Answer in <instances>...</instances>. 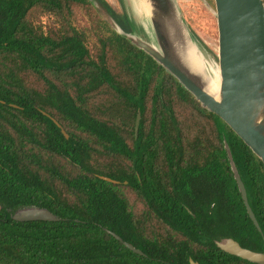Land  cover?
Wrapping results in <instances>:
<instances>
[{
    "label": "trees",
    "instance_id": "trees-1",
    "mask_svg": "<svg viewBox=\"0 0 264 264\" xmlns=\"http://www.w3.org/2000/svg\"><path fill=\"white\" fill-rule=\"evenodd\" d=\"M93 1L121 31L140 33L128 16ZM91 3L0 0V264H252L215 243L232 239L264 254L263 164ZM35 12L62 20L64 33H44L30 18ZM78 12L94 15L93 31L76 24ZM88 32L98 45L94 55ZM28 75L42 87H30ZM103 92L113 100L92 109L89 101ZM174 103L190 106L209 131L185 135ZM224 143L260 232L247 215ZM124 188L172 232L147 236ZM28 207L59 221L12 220Z\"/></svg>",
    "mask_w": 264,
    "mask_h": 264
},
{
    "label": "water",
    "instance_id": "water-1",
    "mask_svg": "<svg viewBox=\"0 0 264 264\" xmlns=\"http://www.w3.org/2000/svg\"><path fill=\"white\" fill-rule=\"evenodd\" d=\"M149 4V24L155 46L135 34L117 32L131 45L144 52L187 91L201 108L217 116L260 160L264 166V3L262 0H214V14L218 34L217 66L220 86L217 98L206 90L203 79L180 59L171 37L170 28L180 27L188 32L174 0H144ZM93 2V0H90ZM140 116H136L134 133L137 134ZM56 123V122H55ZM61 133L64 131L58 125ZM224 148L230 163L247 215L256 230L258 223L249 207L244 185L234 166L228 145ZM101 180L116 184L105 177ZM12 220L27 222H57L50 211L28 207L14 212ZM108 232V231H107ZM115 240L131 252L141 251ZM216 247L231 256L252 264H264V254L240 247L232 239L216 242ZM189 264H197L189 260Z\"/></svg>",
    "mask_w": 264,
    "mask_h": 264
},
{
    "label": "rangeland",
    "instance_id": "rangeland-1",
    "mask_svg": "<svg viewBox=\"0 0 264 264\" xmlns=\"http://www.w3.org/2000/svg\"><path fill=\"white\" fill-rule=\"evenodd\" d=\"M104 1L111 7L114 13L119 15L123 13L128 16V18L134 23V25L141 30L139 34H135L142 40L146 42L148 41L145 32L139 26V18H136L127 0ZM174 1L178 8L180 16L184 22V25L190 33L193 41L197 44L200 50L210 61L217 64V56L215 55H217L218 49V34L216 26V16L214 14V0ZM91 4L95 9H97V11L100 13L101 19L104 20L111 29L119 33L121 32L120 28L109 14H107L103 9H101L94 1ZM93 16V14L89 15L83 13H76V24L79 26H87L93 31V28H95V25L92 22ZM30 18L34 20V23L38 24L41 27L44 33H64L65 23L62 20L57 19L56 17L49 15H41L38 12H35L33 15H31ZM88 36L90 49L92 54L94 55L97 51L98 45L94 44L92 33L90 34L88 32ZM204 47L206 50L204 49ZM109 63L110 65H114V62L110 59ZM114 72L118 73V70L115 69ZM26 82L32 88L42 87V85L31 75H28L26 77ZM103 90L104 92H107V88H104ZM104 92L89 101L90 107L92 109L107 106V104H109L113 100L112 96H108L104 94ZM173 108L176 117L182 126V129L185 131V135L192 136L197 130L199 132L204 128L209 131L210 126L208 122L202 116H197L195 112L192 111L190 106L186 104L174 103ZM104 163L106 165H109L110 161H105ZM66 169L69 170V166H66ZM122 193L131 208L134 218L141 223L142 227L144 228V232H146L147 236L163 235L164 232H172L165 228L163 225H161L159 222L149 218L148 214L145 211V207L142 201L139 200L131 190L124 188L122 190Z\"/></svg>",
    "mask_w": 264,
    "mask_h": 264
},
{
    "label": "bare ground",
    "instance_id": "bare-ground-1",
    "mask_svg": "<svg viewBox=\"0 0 264 264\" xmlns=\"http://www.w3.org/2000/svg\"><path fill=\"white\" fill-rule=\"evenodd\" d=\"M127 1L129 2L132 12L136 16V18H139L138 20L139 26L145 32V35L148 38L147 42L150 45L155 46L153 36L151 33V29H150L149 18H148L149 17V4L145 2L144 0H127ZM170 32H171L170 35L172 37V42L177 52L179 53V56L182 62L186 66H188L192 72H194L196 75L200 76L203 79L208 93L214 96V98H217L218 93H219V86H220V76H219V70H218L217 64L210 61L205 56V54L200 50L197 44L193 40H190V37L188 36V33L185 29L176 27L174 30V28L171 27Z\"/></svg>",
    "mask_w": 264,
    "mask_h": 264
},
{
    "label": "built area",
    "instance_id": "built-area-1",
    "mask_svg": "<svg viewBox=\"0 0 264 264\" xmlns=\"http://www.w3.org/2000/svg\"><path fill=\"white\" fill-rule=\"evenodd\" d=\"M263 1V3H264V0H262Z\"/></svg>",
    "mask_w": 264,
    "mask_h": 264
}]
</instances>
